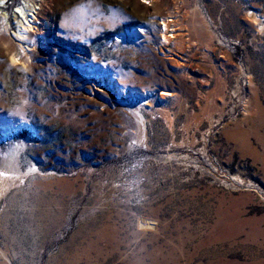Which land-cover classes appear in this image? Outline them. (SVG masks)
<instances>
[{"label": "rangeland", "instance_id": "374dc122", "mask_svg": "<svg viewBox=\"0 0 264 264\" xmlns=\"http://www.w3.org/2000/svg\"><path fill=\"white\" fill-rule=\"evenodd\" d=\"M24 1L0 14V264H264V0H42L19 41Z\"/></svg>", "mask_w": 264, "mask_h": 264}, {"label": "bare ground", "instance_id": "6f19581e", "mask_svg": "<svg viewBox=\"0 0 264 264\" xmlns=\"http://www.w3.org/2000/svg\"><path fill=\"white\" fill-rule=\"evenodd\" d=\"M42 0H28L24 1L23 4L16 7V11H14L15 15V25L17 30L15 31V36L18 37L19 41H24L28 39V34L34 31V28L37 23V11L40 10V2ZM5 0H0V14L2 10L5 8ZM0 18L5 21L4 16L0 15ZM251 21L256 24L260 23L261 16L257 13L250 12ZM161 22V21H160ZM40 24V22L38 23ZM261 24V23H260ZM262 25V24H261ZM160 26V40L161 43L169 44L174 37L170 32V21H162ZM264 26L262 25L261 31ZM14 60V59H13ZM146 95L150 96L151 92H147ZM171 96L169 92H161L160 96ZM152 96V95H151ZM143 128V127H142ZM3 133H7L8 131L14 130L12 132V136L20 132V130H25L30 133L32 136L37 135V133L32 129L31 125L26 121H20L14 126L8 125L2 127ZM19 150V149H18ZM35 169L31 170L34 171ZM21 171L20 166L18 164L16 158V152L13 150L7 155V159H5V167L0 169V203L2 202L3 197L9 188L16 183V180H21ZM21 183V182H20Z\"/></svg>", "mask_w": 264, "mask_h": 264}]
</instances>
